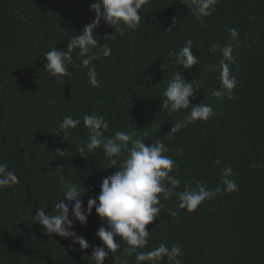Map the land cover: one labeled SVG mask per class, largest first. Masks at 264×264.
<instances>
[{"label": "trees", "instance_id": "obj_1", "mask_svg": "<svg viewBox=\"0 0 264 264\" xmlns=\"http://www.w3.org/2000/svg\"><path fill=\"white\" fill-rule=\"evenodd\" d=\"M95 2L0 0V163L20 179L0 189V264H95L92 247L103 246L95 233L107 225L94 208L84 225L73 221V230L92 246L86 250L48 235L33 220L41 207L54 214L55 203L63 199L57 168L66 180L88 189L85 208L89 197L99 195L102 178L117 170L109 167L102 148L86 157L79 154L88 142L82 119L86 114L108 121L106 136L131 130L146 145L161 139L167 148L164 155L175 161L170 175L181 181L178 190L195 188L196 182L221 187L215 198L191 212L178 209L175 197L161 199L159 217L146 225L149 244L138 251L164 243L182 248L181 264H264V0H218L203 24L184 0H150L140 10L138 29L120 34L104 23L94 29L99 42L94 52L105 43L112 48L110 56L101 54L93 61L99 87L88 83L87 68L72 65V75L57 81L45 70L44 53L53 47L66 51L72 36L95 18L90 10ZM233 27L240 37L229 68L237 84L231 99L226 94L215 97L211 92L221 87L222 55L209 48L213 43L223 47ZM112 33L114 39H103ZM188 40L199 63L185 70L169 53L178 52ZM72 55L79 64L78 50ZM175 71L186 82L199 80L200 86L188 109L171 112L162 109L161 102ZM201 102L210 104L214 115L167 136L191 105ZM68 114L81 123L65 132L59 126ZM126 156L122 153L118 160ZM224 166L232 168L238 191L223 190ZM175 211L180 214L171 215ZM119 242L120 250L109 252L105 264H137L134 256L123 254L126 243ZM158 264L173 262L165 257Z\"/></svg>", "mask_w": 264, "mask_h": 264}, {"label": "clouds", "instance_id": "obj_2", "mask_svg": "<svg viewBox=\"0 0 264 264\" xmlns=\"http://www.w3.org/2000/svg\"><path fill=\"white\" fill-rule=\"evenodd\" d=\"M218 0H184L186 7L200 21L205 23L204 18L209 17L215 11ZM150 3V0H96L90 5V10L95 13L93 21L86 25L78 35H73L67 44L66 51L57 50L55 47L44 53L47 63L45 70L57 81H63L64 77L72 75L69 65L73 67L87 68L88 83L93 87H99L100 81L97 79V72L93 61L102 54L104 57L111 55L112 48L107 44L99 45V52H94L98 47V40L94 35L101 23L114 27L116 32L123 34L125 30L134 31L138 29L142 22L140 15L141 8ZM175 23V21H173ZM171 31V29H169ZM230 40L221 47L213 43L209 48L210 52H221L222 58L219 61L220 82L219 90L213 89L212 96L221 97L227 95L232 98V89L236 87V78L231 74L229 63L233 61V49L238 47L240 37L239 30L235 27L229 29ZM105 41L114 39L113 33L106 34ZM192 40L186 41L185 45L178 52L170 51L174 57L175 64L189 70L199 63V59L192 53ZM78 50L79 64L73 59V51ZM210 71H215V67H210ZM200 86L199 80L186 82L180 71L172 73V78L168 81L166 90L163 93L164 99L161 108L171 112L181 109H188L190 98L196 94V89ZM214 115V109L210 104L201 102L198 105H191V111L186 118L176 122L170 129L167 136H172L179 132L181 128L197 120L206 121ZM83 125L88 129V142L79 148V154L86 157L96 148H102L105 157L109 161V167L117 170L102 178L100 193L97 197L87 200V207L83 206V197L87 195L88 189L81 184L73 183L65 179L63 172L56 170L59 177V184L62 185L63 199L55 203L54 214H46L44 208L37 209L33 220L40 224L43 231L48 235L56 234L64 239L71 240L73 244L79 245L81 250L92 247L88 241L73 230V221H78L81 225L87 222L93 208L101 219L102 224L95 235L102 241L103 246L92 247L91 258L95 264H105L109 252L112 254L120 250V242L124 241L127 247L124 248L125 256H134L137 264H158L159 261L167 258L173 264H181L178 259L183 255L182 248L174 245L169 248L161 243L149 251H138L148 246L150 231L146 229L156 220L163 205L161 199L168 200L175 197L178 201V209L188 212L194 211L204 202L216 197L221 191V187L208 188L200 182H196L195 188L185 185L180 188L181 181L174 175H170L175 167V161L164 155L167 151L161 139H155L151 144H145L144 140L137 138L135 131H116L112 136H106L105 132L109 128L108 121L97 114L83 115ZM81 120L73 118L71 114L65 116L60 123V129L67 132L75 129ZM60 156L64 151L57 150ZM122 153L127 156L120 162L118 158ZM119 163V168L117 164ZM221 166L220 160L215 161ZM222 184L225 192L238 191L236 180L232 176L230 166L221 167ZM20 183L16 173L9 169L6 163H0V189ZM67 201L66 204L64 201ZM69 204L71 205V219L69 217ZM179 211L171 212V215H179ZM118 237L119 239H114ZM107 249V250H106ZM127 264V261H124Z\"/></svg>", "mask_w": 264, "mask_h": 264}]
</instances>
